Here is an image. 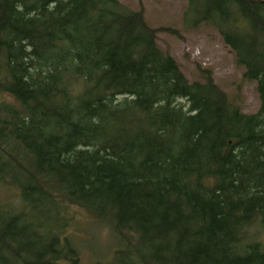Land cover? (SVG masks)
<instances>
[{
  "label": "trees",
  "instance_id": "obj_1",
  "mask_svg": "<svg viewBox=\"0 0 264 264\" xmlns=\"http://www.w3.org/2000/svg\"><path fill=\"white\" fill-rule=\"evenodd\" d=\"M187 3V28L216 30L256 85L257 114L211 74L190 82L142 11L0 0V190L19 200H0V264H83L73 209L115 233L103 264H264V0Z\"/></svg>",
  "mask_w": 264,
  "mask_h": 264
},
{
  "label": "rangeland",
  "instance_id": "obj_2",
  "mask_svg": "<svg viewBox=\"0 0 264 264\" xmlns=\"http://www.w3.org/2000/svg\"><path fill=\"white\" fill-rule=\"evenodd\" d=\"M117 1L133 11H142L151 28L164 29L158 34V45L177 61L190 82L201 81L202 73L211 74L216 85L243 113L254 115L259 112L256 85L244 80V69L237 65L235 55L216 30L204 25L188 29L185 25L187 0ZM6 99L0 94V102ZM7 191L0 190V200L7 202L9 208H15L19 204L16 192ZM0 205L4 206V202L0 201ZM67 218V239L83 264L106 263L120 248L111 227L98 224L84 211L70 210Z\"/></svg>",
  "mask_w": 264,
  "mask_h": 264
}]
</instances>
